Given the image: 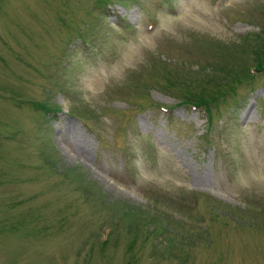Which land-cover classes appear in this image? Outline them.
<instances>
[{"label":"rangeland","instance_id":"rangeland-1","mask_svg":"<svg viewBox=\"0 0 264 264\" xmlns=\"http://www.w3.org/2000/svg\"><path fill=\"white\" fill-rule=\"evenodd\" d=\"M257 58L264 0H0V264H264V72L166 86Z\"/></svg>","mask_w":264,"mask_h":264},{"label":"trees","instance_id":"trees-1","mask_svg":"<svg viewBox=\"0 0 264 264\" xmlns=\"http://www.w3.org/2000/svg\"><path fill=\"white\" fill-rule=\"evenodd\" d=\"M255 36L258 35L257 33L254 34ZM253 35V36H254ZM254 56L257 57H261L260 55L254 53ZM263 63V59H258L255 61L256 67H252L249 66L248 67V71L250 72L249 75H244V76H235V81H231L230 84L226 83V87L222 88V91L220 90H216L214 91V93H212L208 98L205 97H199L196 94H193L191 91H189L188 86L187 87H178L174 84H167L166 86L168 87L169 90H174L177 93H180V95L182 96L183 100L182 103L186 104L188 106H194V107H198L201 108L203 111H205L206 115L208 116V120L210 122H212L211 120L214 117V111L213 109L216 108V104H218L219 101L226 103L227 102V98L228 97H233L236 95V90L237 87L240 86L242 83H250L251 82V78H252V74H251V69L257 70V71H261L264 72V66L261 65ZM260 65V66H259ZM236 103H238V101H235ZM35 106L39 107V105L35 104ZM40 108V107H39ZM49 110L54 111L53 107H48ZM217 109V108H216ZM105 242V239L103 240Z\"/></svg>","mask_w":264,"mask_h":264},{"label":"bare ground","instance_id":"bare-ground-1","mask_svg":"<svg viewBox=\"0 0 264 264\" xmlns=\"http://www.w3.org/2000/svg\"><path fill=\"white\" fill-rule=\"evenodd\" d=\"M192 8H193V7H192ZM82 156H83V157H86V155H85V154H82Z\"/></svg>","mask_w":264,"mask_h":264}]
</instances>
